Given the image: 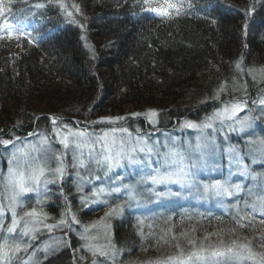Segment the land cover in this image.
Masks as SVG:
<instances>
[{
	"label": "trees",
	"instance_id": "obj_1",
	"mask_svg": "<svg viewBox=\"0 0 264 264\" xmlns=\"http://www.w3.org/2000/svg\"><path fill=\"white\" fill-rule=\"evenodd\" d=\"M171 2L183 5L181 15L168 18L149 10L162 7L164 0L150 5L144 0H5L10 11L0 17V138L27 139L52 132L55 125L177 135L185 121L202 122L224 103L242 101L264 141L259 115L264 109V0ZM5 23L15 27L9 29L14 38H7ZM222 85L226 91L216 99ZM151 111L157 114L154 123L146 115ZM232 141L240 144L236 153L247 169L264 171V162L251 160L240 134ZM227 154H217L223 169ZM186 163L191 173L193 163ZM210 169L193 170L194 184L226 179V173L213 175L206 172ZM110 175H101L102 181H113ZM69 179L53 188L46 210L57 216L74 207L88 225L105 222L108 255L86 257L82 240L63 230L66 246L38 264H155L189 251V240L213 247L236 240L264 252V215L251 207L264 197V186L217 205L213 196L194 192L156 199L143 186L130 196L124 191L129 181L119 178L116 184L121 182L123 190L106 191L103 205L89 209L82 207L89 198L83 199ZM140 201L148 208H140ZM118 205V212L105 215ZM100 209L104 219L95 215L90 222Z\"/></svg>",
	"mask_w": 264,
	"mask_h": 264
},
{
	"label": "rangeland",
	"instance_id": "obj_2",
	"mask_svg": "<svg viewBox=\"0 0 264 264\" xmlns=\"http://www.w3.org/2000/svg\"><path fill=\"white\" fill-rule=\"evenodd\" d=\"M62 4L64 5V3ZM12 30H15V27H13ZM246 109L247 107L237 113L239 119H244L245 117L249 118L247 127L243 130H241L238 123H235L232 120H226L223 124L219 121L213 122V128H181L177 132V135L161 133L157 136L149 137L148 135L134 133L128 129L127 133L121 132L119 129H116L117 131L113 133L112 130L115 128L87 131L92 134L94 139L103 137L105 133H108L109 140H111L113 136H115L117 141L123 138L127 141L125 151L133 147L137 149L134 162H130L128 159H123L119 165H116L111 169H108L106 165L101 166L95 162V159L100 158L101 148L99 143L95 145V152H93V157H95V159L89 158L88 149L84 148L83 158L85 160V166L80 167L77 163V165L73 167V164L75 163L73 161V154L77 150L71 145L68 149H65L60 142L63 136L67 134L68 129H71L72 131L80 130L70 126L65 128V125H55L52 128V132L39 133L27 139H19L18 137L0 138V141H11L7 145L0 143V213H2L0 214V223L3 225V227L0 228V239H2L3 244L5 241L7 242V246L10 244V246H8L9 248H13L17 244L20 245V250L18 252H9V255L3 258L1 264H12L11 260H15L18 256H21V258L24 257L22 264H38L40 260L55 254L66 246V237L61 233L63 230H73L77 238L82 240V247L86 257H91L93 255V252L89 250L90 248H103V234H105L104 228L108 226L105 225V222L103 223L99 220L93 222L95 215L100 217V219H104L105 215L99 213L101 212V209L96 210V213H94L93 216L90 215L91 221L90 218L87 219L88 221L93 222L90 225L79 220V214L74 207H68L65 212L57 216L52 213L53 210H46L47 207L51 205L49 202L51 201L50 196L54 195L53 188L61 185L63 181H68L69 178V182L73 183L77 192L83 193V199L87 200V198H89L90 201L87 200L85 202L86 204L84 205L83 203L82 205V207L89 209L91 206L99 207L103 205L102 196L106 191H110L113 188H119L120 191L123 190L120 186V184H122L121 182H118V185L116 184L119 178L129 181L124 186V191H126L125 188L129 191V186H131L133 189L132 194L135 195L137 188L143 186L144 188L146 187V189H143L144 193L147 195L148 192H150L149 194L151 196L149 197L153 196L156 199L163 198L155 195L157 192L170 193L169 195L164 196L165 199L174 198L175 195H171V193L179 192L180 195H186L188 192H194V195H211L213 196L212 199L214 204L225 205L228 198L241 195L242 193L254 195L259 188L264 186V171H255L253 168L252 170L254 172L249 169L245 171L242 158L240 163L233 160V156L238 155L236 152L239 151L240 144L232 141V139L240 134L243 144L248 147L249 151H251V160H257L259 163L264 162L263 138L254 128L255 118L249 114H244ZM259 115L264 118V109L259 110ZM206 120L196 124H203ZM129 133L131 136H129ZM246 136H248V138ZM198 145L199 147H197ZM33 147L35 150H33ZM141 147L145 148V151L140 152L139 148ZM148 148H151L152 151H147ZM20 149H23L24 151L20 152ZM223 151L228 153L226 155V169H223V162L222 164L216 162V160L220 158L217 154H223ZM170 152H177L182 155L185 164H187L186 160L189 163L192 162L195 173L198 169H205L207 167H211L210 171H206L209 174L214 175L216 173H226L227 177L223 181H228L232 185L239 184L240 190L235 191V189H233L232 195L223 194L218 196L212 193H204L202 188L197 187V183L194 184L196 179L194 178V173H192L193 170H191L190 173L192 178L191 185L186 184L183 185L184 187L182 185L177 187L170 186V183L175 182L153 185L147 178L156 175L157 171L163 173L169 170L165 157ZM208 152L210 154L207 159L205 157H199L208 154ZM14 153L15 157L13 156ZM56 155H62L63 161L66 165L65 174L62 179H54V182H49L46 185L41 182L35 190L18 194V190L15 186H10L8 184L7 176L9 167L16 168L17 162H22L25 159H28L34 165L45 163L47 166L55 168L57 166L56 160L54 159ZM187 156L190 157L189 160L187 159ZM212 157L215 159L211 160ZM88 170L92 173H87ZM101 175L104 177L110 175L112 178L114 176L113 181L104 183ZM48 178L50 181L53 180L50 175ZM234 178L236 179L234 180ZM100 188H103L105 191L93 196V192H98ZM13 195H16L17 202L13 206L16 208L18 217L23 216L25 211H30L32 208H35L37 212L46 214V219L43 216L40 217L41 223L37 225L38 231L35 233L23 235L21 231L23 228V221H21L20 227H18L15 232H7V228L12 223L10 205H12L11 198ZM37 201H40V203H37ZM148 204L147 201H140V208L147 209ZM256 204L258 205V202H256ZM61 218H63L66 223L60 224L59 221ZM25 219L30 220L31 218L26 217ZM44 225H50L52 227L49 229ZM78 246L80 247V245ZM256 253L259 254L256 257V262L259 264V261L264 257V252ZM242 264H254V262L252 260H244Z\"/></svg>",
	"mask_w": 264,
	"mask_h": 264
},
{
	"label": "snow or ice",
	"instance_id": "obj_3",
	"mask_svg": "<svg viewBox=\"0 0 264 264\" xmlns=\"http://www.w3.org/2000/svg\"><path fill=\"white\" fill-rule=\"evenodd\" d=\"M152 0H144L145 5H150ZM36 7H43V5H37ZM61 7H64L62 4ZM76 10L79 11L78 6L74 5ZM183 5L179 3L171 2V0H164L162 7H150L149 10L155 12L163 17L172 18V16H179L181 15ZM10 9L7 8L5 4V0H0V17H3L6 12H9ZM68 15L71 16L72 13L68 12ZM13 25L5 23L3 25V29L7 31V38L11 39L14 38L15 33L10 31ZM19 35H24V31L21 28H17ZM4 36L0 34V39H3ZM237 68H240V65L237 64ZM226 91L225 86H221V88L216 92L215 98H220V93ZM261 104H264V99L260 100ZM246 107V102L242 101H233L229 103H224L223 107L216 109L210 116L207 117V120L203 124H196L192 121H185L183 127L187 128H213V122L219 121L223 124L226 120H232L235 123H238L241 130L247 127L248 124V117L244 119H239L237 117V113L242 111ZM148 119L154 123L153 118L157 115L154 111H151L146 114ZM111 119V118H109ZM117 120L122 119V117L115 118ZM55 123V120H53ZM65 128L67 126L65 125ZM113 133L117 130L113 129ZM119 131L127 133L128 130L119 129ZM129 136L131 134L129 133ZM46 140V138H45ZM11 141L9 140H2L0 143L5 145L9 144ZM61 144H63L65 149H68L70 145L77 150L73 154V167H75L78 163L80 167L85 166V160L83 158V149H88L89 158L95 159L93 157V152H95V145L97 143L100 144L101 153L100 158L95 159V162L98 165L104 166L106 165L108 169L113 168L116 165H119L123 159H128L130 162H134L135 160V153L137 149L135 147L128 149L125 151V146L127 141L121 138L119 141L112 137L111 140L108 139V133H105L103 137L93 138L92 134L87 132L86 130H77L72 131L68 129L67 134L63 136L61 139ZM264 143V142H262ZM199 147V145L197 146ZM33 150L35 148L33 147ZM23 152V149L19 150ZM140 152L145 151V148H139ZM147 151H152L151 148H148ZM78 153V154H77ZM15 157V153L13 154ZM35 159V158H34ZM56 160L57 166L52 168L47 166L45 163L36 164L30 162V160L25 159L22 162H17V167H9L7 181L8 184L14 185L15 188L18 190V193L30 192L35 190V188L43 182L45 185L49 182H54V179H62L65 174L66 165L63 161L62 155H56L54 157ZM168 169L167 171L160 173L157 171L156 175L150 176L147 179L151 181L153 185L156 184H164L168 182H175L179 183L182 186L185 184L191 185L192 178L190 173L187 171L188 165L184 163V158L177 152H170L165 157ZM233 160L237 163H240L241 157L239 155H234ZM11 164V161H10ZM244 170L247 171V166H243ZM53 178L52 181L49 180L48 176ZM198 188H202L204 193H212L215 195H232L233 189L235 191L240 190V185L235 184L232 185L228 181H221V180H214L206 183H199L197 184ZM105 190L100 188L98 192H93V196L98 195V193H103ZM113 192H119V188H113ZM130 196L133 192L131 186H129ZM170 193L167 192H157L155 195L159 197H164L169 195ZM171 195L180 196V193H171ZM12 205H10V210L12 212V223L7 228L8 233H13L16 231L18 227H20L21 221H23V228L22 234L28 235L29 233H35L38 231L37 225L41 223L40 217L43 216L45 219L47 218L46 214L42 212H37L35 208H32L30 211H25L23 216H19L17 214L16 208L13 206L16 204V195L12 196ZM40 203V201H37ZM259 208L261 215H264V197L259 199L258 205L252 204L251 207L255 211ZM119 211V205L115 209H110L105 215H110L113 212ZM2 214V213H0ZM31 218L30 220L25 218ZM74 219V217H73ZM103 219V218H102ZM241 220L244 217L240 218ZM60 224L66 223V221L61 218L59 221ZM240 227H244L242 223L237 221ZM47 228H51L50 225H44ZM3 225L0 223V228ZM233 231H235L233 229ZM205 240L208 237L204 238ZM188 243L192 246L189 251L186 253L181 251L177 257H168L166 262L156 261L155 264H242L244 260H252L254 264H257L256 257L259 255L258 253L254 252L253 249L247 243H238L236 240H233L231 244L224 245V242L220 241V246L213 247L212 245L205 246L203 242L199 245L196 244L195 241L189 240ZM179 248V245H177ZM20 250V245L17 244L13 248H9L7 246V242L5 241L4 244H0V259H3L9 255V252H18ZM90 251L93 252V255L97 253L100 256L108 255L107 250L101 247L90 248ZM151 264V262H150ZM259 264H264V257L259 261Z\"/></svg>",
	"mask_w": 264,
	"mask_h": 264
}]
</instances>
